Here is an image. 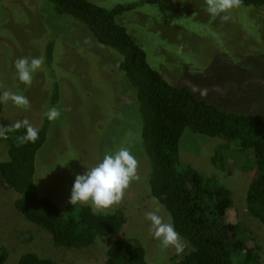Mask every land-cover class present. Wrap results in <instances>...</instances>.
Segmentation results:
<instances>
[{
	"label": "rangeland",
	"instance_id": "1",
	"mask_svg": "<svg viewBox=\"0 0 264 264\" xmlns=\"http://www.w3.org/2000/svg\"><path fill=\"white\" fill-rule=\"evenodd\" d=\"M91 1L112 7L139 0ZM228 14L231 19L227 22L219 17L213 20L205 11V0H171L142 4L123 13L119 22L127 25L144 48L149 64L169 82L187 84L222 109L250 112L264 121V10L239 6ZM51 34L56 39L51 61L54 74L44 64V41ZM22 57L43 61L30 85L15 76L14 62ZM118 63L114 52L77 22L58 15L50 2L0 0L1 90L23 95L29 101L28 107L16 106L11 100L3 102L0 129L24 120L38 129L50 103V85L58 80L61 90L54 106L61 115L50 122L47 140L37 152L34 179L38 194L56 197L53 200L64 206L77 174L95 166L105 153L128 147L138 161L139 179L131 182L119 204L101 212H124L126 222L119 237H130L141 244L148 264H171L170 257L177 254L175 248L162 247L145 219L150 211H156L165 222L171 216L149 194L138 113L130 105L133 95L125 87L127 82L119 80ZM225 142L185 128L179 156L201 175H215L219 184L229 189L233 207L223 220L229 221L232 216L242 224L247 243L259 245L264 264V225L249 214L244 203L254 158L245 154L230 157L226 169L219 170L211 155ZM6 153V140L0 136V160ZM14 194L0 184V246L6 249L1 264H17L26 252L59 264H103L108 247L105 238L82 248L56 246L47 231L15 209ZM180 239L184 251L190 250L185 239Z\"/></svg>",
	"mask_w": 264,
	"mask_h": 264
},
{
	"label": "trees",
	"instance_id": "2",
	"mask_svg": "<svg viewBox=\"0 0 264 264\" xmlns=\"http://www.w3.org/2000/svg\"><path fill=\"white\" fill-rule=\"evenodd\" d=\"M46 1L54 5L58 15L77 22L119 59V80L124 78L127 82L125 87L133 95L130 105L135 106L138 113L149 194L166 208L175 230L190 247L187 252L170 257L171 264H262L259 245L247 243L242 224L232 216L229 221L223 220L233 207L229 189L219 184L215 175L205 177L182 162L179 141L188 128L193 133L234 142L236 145L225 142L221 150L215 149L211 155L219 170L226 169L225 162L230 157L235 159L243 154L250 159L253 157L254 172L247 183L244 203L249 214L264 225V121L250 112L222 109L200 97L187 84L169 82L149 64L137 37L127 25L119 22L123 13L142 4L171 0H139L112 7L91 0ZM240 6L264 10V0H241ZM44 10L53 14L49 9ZM59 19L63 23L62 18ZM53 35L44 41V64L50 67L51 71H46L51 74H54L51 61L56 53ZM50 88L46 112L61 96L58 80ZM2 108L3 102H0V112ZM50 122L44 116L35 143L20 142L18 137L25 134L24 127L15 130L9 126L3 135L7 153L6 159L0 160V184L15 192V209L47 231L56 246L82 248L93 244L97 238H105L108 247L103 264H148L141 244L130 237H119L126 222L121 210L101 212L94 211L88 204L73 206L70 203L61 207L53 200L56 197L51 199L50 195L38 194L34 179L37 152L47 140ZM5 257L6 249L0 246V264ZM17 264L59 263L26 252L20 255Z\"/></svg>",
	"mask_w": 264,
	"mask_h": 264
},
{
	"label": "clouds",
	"instance_id": "3",
	"mask_svg": "<svg viewBox=\"0 0 264 264\" xmlns=\"http://www.w3.org/2000/svg\"><path fill=\"white\" fill-rule=\"evenodd\" d=\"M240 3L241 0H205V11L213 20L219 17L222 21L227 22L231 19L228 13L238 8ZM42 63L40 58L29 60L27 57H22L17 59L14 62L17 80L24 85H30L33 73L41 67ZM9 100L16 106H29V101L23 95L7 90L0 93V102ZM60 115L61 112L56 107L48 109L45 113L49 121L57 120ZM21 127H24L26 132L23 136L18 137L20 142L35 143L39 138V129L33 128L27 120L10 126L15 130H19ZM8 128L0 129V136L6 135ZM137 167L138 161L128 147L105 153L95 166L87 167L86 172L75 176L68 203L73 206L88 204L96 211H104L119 204L131 182L139 179ZM145 219L150 222L151 235L159 241L162 247H174L178 255L184 251L185 245L175 230L171 217L165 222L156 211H150L145 214Z\"/></svg>",
	"mask_w": 264,
	"mask_h": 264
}]
</instances>
